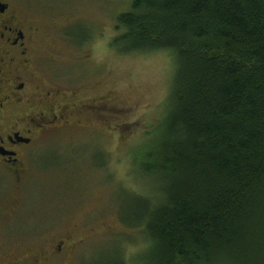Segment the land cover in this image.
I'll use <instances>...</instances> for the list:
<instances>
[{
  "label": "trees",
  "instance_id": "trees-1",
  "mask_svg": "<svg viewBox=\"0 0 264 264\" xmlns=\"http://www.w3.org/2000/svg\"><path fill=\"white\" fill-rule=\"evenodd\" d=\"M116 30V51L176 61L159 134L133 159L151 194L125 191L120 212L146 263L264 264V0H131Z\"/></svg>",
  "mask_w": 264,
  "mask_h": 264
},
{
  "label": "rangeland",
  "instance_id": "rangeland-1",
  "mask_svg": "<svg viewBox=\"0 0 264 264\" xmlns=\"http://www.w3.org/2000/svg\"><path fill=\"white\" fill-rule=\"evenodd\" d=\"M5 1L34 30L39 75L62 91L56 101L78 110L68 123L52 117L37 128L19 182L0 170L1 260L16 255L10 247L18 243L21 252L69 234L76 245L64 264H113V250L127 264H147L142 229L123 224L120 212L127 192L151 194L152 179L133 159L161 129L174 54L111 46L131 0Z\"/></svg>",
  "mask_w": 264,
  "mask_h": 264
},
{
  "label": "flooded vegetation",
  "instance_id": "flooded-vegetation-1",
  "mask_svg": "<svg viewBox=\"0 0 264 264\" xmlns=\"http://www.w3.org/2000/svg\"><path fill=\"white\" fill-rule=\"evenodd\" d=\"M33 33L10 2L0 0V170L18 182L26 171L23 149L31 144L37 128L52 117L60 116L68 123L69 116L78 110L75 104L71 107L56 101L62 95L61 89L54 87L52 78L40 77L41 58L34 50ZM11 226L6 222L2 229L11 232ZM75 245L69 234L37 249L26 246L21 252L18 243L10 247L16 255L5 261L0 257V264H64L68 249L71 251ZM4 246L5 241L0 239V252Z\"/></svg>",
  "mask_w": 264,
  "mask_h": 264
}]
</instances>
